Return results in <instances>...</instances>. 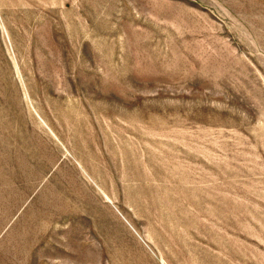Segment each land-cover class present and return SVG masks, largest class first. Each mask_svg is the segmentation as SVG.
<instances>
[{"label":"rangeland","instance_id":"374dc122","mask_svg":"<svg viewBox=\"0 0 264 264\" xmlns=\"http://www.w3.org/2000/svg\"><path fill=\"white\" fill-rule=\"evenodd\" d=\"M0 264H264V0H0Z\"/></svg>","mask_w":264,"mask_h":264}]
</instances>
